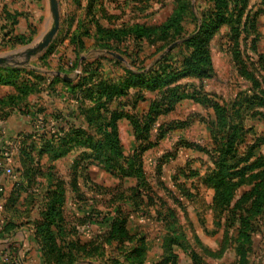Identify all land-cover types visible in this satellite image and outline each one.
<instances>
[{"label":"rangeland","instance_id":"rangeland-1","mask_svg":"<svg viewBox=\"0 0 264 264\" xmlns=\"http://www.w3.org/2000/svg\"><path fill=\"white\" fill-rule=\"evenodd\" d=\"M20 1L0 0V11L14 14L21 10L25 14L23 17L26 19L18 16L16 31L18 28L23 30L29 38L22 44L17 42L0 47V54L17 51L0 64V72L10 71L5 68H33L44 73L47 70H62L68 76H77L84 72L82 64L86 57H103L102 71L113 69L124 75L126 65L138 71L152 67L157 69L159 65L155 62L160 58H169L171 63L180 66L191 51L183 37L205 39L212 29L208 31V26L202 29V24L211 20L222 23L209 41L211 74L202 78L189 75L179 82L182 85L191 84L187 91L196 90L200 93L199 99L206 95L208 104L190 98L181 100L173 111L159 117L149 138L139 142L131 122L126 118L119 120L123 153L128 156L138 148H144L142 163L147 180L141 187V197L128 199L131 196L128 189L136 186L138 179L126 176L127 164L123 165L125 171H122V165L113 160L114 154L107 146L99 148V151L82 146L75 148L77 157L83 156L84 152L88 156H83L84 161L76 168L68 160L60 163L57 170L61 175L76 169L78 174L84 171L80 182L76 178L86 192H82L84 195L80 192L83 195L82 199H78L81 208L97 204L96 208L110 217L112 205H120L127 214L130 234L146 237L143 244L145 252L133 260L127 255L136 245L135 239L106 242L109 219L103 218L102 223L99 219L96 225L79 224L74 219V212L69 211L66 228L71 230V234L67 239L73 242L74 252L84 256L85 250L93 246L86 245L97 240L93 249L104 254L99 259L82 257L74 264H174V258L169 253L165 257L163 254L171 246L172 252L177 254L175 264H264V213L253 221L255 233L248 238L240 237V217L252 202V199L241 202V198L256 182L264 179V165L259 163L264 160V0H183L182 20L169 31L168 40L160 33L152 39L132 36L123 42L112 41L109 47L105 46L107 48L99 41L109 37V33L102 29L134 24L161 25L179 8V0H59L61 25L52 44L32 57L28 64L21 65L16 62L26 60L27 48L41 39L52 21L48 0H32L31 6L30 0L23 1V5ZM17 5L21 9H15ZM175 30H179L182 37L170 39ZM80 42L84 43L81 49ZM77 62L79 66L69 71ZM244 64L250 72L247 71L246 75ZM251 74L260 83L251 79ZM104 75L107 76V73ZM162 96L163 90L145 88L144 93L135 92L129 101H121L120 104H126L125 107L114 105L128 110L133 107L141 112ZM210 101H218L231 110L232 124L243 127L239 158L247 155L251 146L255 149V155L239 165V168L246 166L247 173L229 204L218 200L216 149L218 143L226 141L221 139L223 133L216 127L217 115L210 107ZM41 118L43 122L45 117ZM173 121L179 125L169 129L168 125ZM35 158L46 170L41 157L37 155ZM112 164L117 167H109ZM40 181L43 184L39 186V192H43L47 183L42 178ZM92 183L101 189L97 190L99 193L90 190ZM73 200L72 197L70 203ZM99 237L102 240L100 246ZM33 238L21 252L22 255L19 253L16 257L9 254V243L0 236V257L9 264H44ZM168 238L176 239L172 244ZM10 243L18 246L17 241ZM148 252H151L149 259ZM5 256L8 259H4Z\"/></svg>","mask_w":264,"mask_h":264},{"label":"trees","instance_id":"trees-1","mask_svg":"<svg viewBox=\"0 0 264 264\" xmlns=\"http://www.w3.org/2000/svg\"><path fill=\"white\" fill-rule=\"evenodd\" d=\"M179 2V8L171 14L166 21L158 26L134 24L132 26H116L113 29L100 28L109 33L108 38H100V43H103V47L107 48L105 46L109 47L112 41L123 42L132 36L136 39H152V37L159 33L168 40L169 31L182 20V10L185 6L182 4L183 0H179ZM241 14L243 15V13ZM20 15V12H14V14H12L7 11H0V47L6 46L7 44L14 45L17 42L22 44L25 40L29 39L26 33L16 31L18 16ZM8 24L12 25L8 26ZM221 25L222 23L217 22V20H211L208 24H202V29L205 26H208V31L212 29V33L207 34L205 39L200 40L196 39L194 36H189L188 38L184 36V43L189 45L191 51L185 56L180 66L171 63L169 58H160L155 62L159 65L157 69L152 67L147 70L138 71L134 67L126 65L124 68L126 73L124 75L113 69L108 72L106 70L102 71L100 67L103 65L101 60L103 57H96L93 59L89 57L84 58L82 64V70L84 72L78 74L74 80L68 81V92L72 93L74 98L80 100L78 111H70L68 114L62 111L55 112L53 118H45L43 122H41L39 118H34L37 130L40 131V133L38 132L40 134L39 137L44 147L41 151L37 152L38 154H36V156L38 155L41 157L44 151H49L53 158H57L81 146L91 149L94 148L96 151L99 148L107 146L114 154L113 160L117 161L119 165H122V171H125L123 165L127 164L126 176H134L138 179L137 185L128 189L131 192V196L128 199H137V197H141V187L146 184L147 180L142 163L144 148H138L133 154H129L128 156L123 153L118 129L119 120L121 118H126L131 122L134 136L139 142L147 140L153 125L156 124L159 117L173 111L177 103L181 100L190 98L208 104L209 99L206 95L203 96V99H199L200 93L196 90L193 92L187 91V88L191 87V84L182 85L179 82L182 78L189 75L202 78L204 75L211 74L212 60L209 41ZM180 31L175 30L172 35L170 34L169 38L174 40L176 37H182ZM83 46L84 43L80 42V49L83 48ZM135 63L136 62H134V64ZM78 64L79 62L75 63L73 68H69V71L76 69V67L79 66ZM5 69H9L10 71L0 72V83H13L17 88V93L9 95L7 99H0V106H17L22 109L24 106H21V103L29 93L42 90V84L46 80L45 73L38 69ZM247 71V66L244 64L245 75L249 72ZM106 73L107 76L104 75ZM251 76V79L260 83L256 76L253 74H251ZM31 77L34 78V81ZM58 80L59 77L55 76L52 83ZM145 88L154 91L163 90V96L160 99H155L150 103L148 109H144L141 112L138 110L135 111L132 106V110L120 108V106L125 107L124 105H126H121V101H129L130 96L135 92L142 91V93H144ZM132 99L133 97H131L130 100ZM114 104L120 106H115ZM134 104L133 106L135 107L136 105ZM210 107L214 109L217 115L218 122L216 127L220 133H223L221 139L226 141L218 143L216 140V144L218 143L216 149L218 156L217 158L215 157L217 167L215 178L218 189V200L222 204H229L234 199L238 187L244 182V177L247 173V167L243 166L239 168V165L242 162L249 161L255 155V149L254 146H251L248 154L239 158V144L243 141V134L240 133L243 131V127L238 124H232V111L224 107L218 101H210ZM22 110L24 113L33 115L31 107L28 105ZM74 115H81V117L84 118L83 121H80V123L74 122L71 118ZM177 125H179V123L175 124L173 121L169 123L168 127L171 129L175 128ZM83 154L85 158L88 157L86 152ZM36 156L32 148H23L21 151L22 169L20 167L16 168L13 175L20 173V178L23 182H19V187L22 189L24 185L29 188L39 189L42 182L39 181L38 178L43 177L46 179L47 184L43 192L34 190L27 199L29 208L32 205V207L35 208L34 205L37 204L36 213L38 218L33 221V240L42 253L44 264H74L82 257H96L98 259L103 257V253H96V250L93 249L95 247L94 243H96L97 240L91 241V245H89L90 243L86 245L93 246L85 250L86 253L84 256H81L82 254H78V252L75 253L72 249L74 244L67 239L69 234H71V230L69 231L66 228V222L68 221L63 210L65 204L64 181L56 177L54 174V166H50L46 170H43L39 162L36 161ZM83 156L77 157L74 160V168L84 161L85 158H83ZM111 159L112 158L108 159V161ZM259 163L260 165H264V160ZM109 167L115 168L117 165L112 164ZM82 173L78 174L77 169L72 172L71 185L74 189H77V191L80 190L81 187L78 185L76 178L79 179ZM90 190L97 193L101 189H97L95 184L92 183ZM81 193L77 195L79 200L80 198L82 199L84 195ZM248 199H252V202L249 207L245 208L246 213L242 214L240 217V237L242 238H248L255 233L253 221L257 220V218L264 213V179L260 182H256L252 189L241 198V202L247 201ZM115 205L116 204L112 205L113 210L109 209L113 211V213L110 212L112 213L110 216L111 218L108 217V214L104 215V211L91 207V212L84 214L82 218L78 219V222L79 224H87L89 220L95 219L99 221L100 219L102 223L104 221L103 218L109 219V221H107L108 232L107 239H105L106 242H123L125 240L131 241L135 239L136 245L129 250L127 255L128 257H133L132 259L135 260L139 255H143L145 252V246L143 244L146 241V237L144 235L138 237V235L130 234L127 228V214L122 210V206ZM31 210L29 209V212ZM15 227L14 224L5 226L4 233H7L9 229H14ZM99 238L100 241L98 246H100V242H102L101 237ZM175 239L176 238H168V241H171L173 244ZM8 243L7 250L9 254H14L17 257L18 246L10 242ZM62 243H66V245H63L65 247L62 246ZM165 245H163L164 248H166ZM168 253L169 256L174 258L175 264L177 254L172 252V246L169 247L167 251L163 252L164 257L168 255ZM0 264H9V262L4 261L3 258L0 257Z\"/></svg>","mask_w":264,"mask_h":264},{"label":"crops","instance_id":"crops-1","mask_svg":"<svg viewBox=\"0 0 264 264\" xmlns=\"http://www.w3.org/2000/svg\"><path fill=\"white\" fill-rule=\"evenodd\" d=\"M21 0L20 5H23ZM29 1V0H28ZM32 0H30V6ZM43 3V2H42ZM17 5L15 9H21V6ZM21 15L19 16L22 19L23 14L20 10ZM21 20L19 24L21 25ZM19 25V26H20ZM19 29V28H18ZM17 32L25 33L23 30H18ZM85 57V56H84ZM64 66V65H62ZM33 69V68H28ZM55 76L59 77L57 82L52 83ZM48 77V79L46 78ZM32 78V77H31ZM76 76H68L62 70H47L45 73V80L40 91H33L29 93L28 96L24 98V101L21 103V106H30L33 115L30 113H24L22 109L15 107L0 106V165L4 164L9 165L14 168H21V151L23 148L30 147L36 152L41 151L43 147V142L39 137L40 131L37 130V127L34 122V118L42 119L45 117L47 119L53 118L55 112L62 111L64 113H69L70 111H78L80 106V100L74 98L72 93L68 92V81L74 80ZM34 81V78H32ZM17 88L13 83H0V99H7L9 95L16 94ZM48 106V108H47ZM74 122L80 123L83 121L81 115H74L71 117ZM127 120V119H126ZM39 132V133H38ZM75 150L70 151L68 154L53 158L49 151H44L41 155L43 164L46 168L54 166V174L57 178L63 180L64 189H65V204L63 207L64 214L66 219H69L68 212H74V218L77 223L78 219L82 218L84 214L91 212V207L94 206H82L78 200V193L86 192L81 189L77 191L71 185L72 182V172L68 171L66 175H61L57 170L60 163L68 160L70 165L77 158ZM42 164V163H41ZM71 167V166H70ZM39 181L41 178H38ZM46 181L45 178L42 177ZM81 178L78 179V181ZM19 182H23L20 178V173L15 175H7V173L0 168V186L4 188V192L0 197V236L3 239H6L8 242H18L19 253L23 252L27 243L33 237V221L38 218L37 215V204L34 205L35 208L28 204V196L34 191H40V189L29 188L24 185L23 189L19 187ZM80 182V181H79ZM43 184V182H42ZM40 188V187H39ZM74 200L73 203H70L72 197ZM32 208V210H31ZM29 209L31 210L29 212ZM73 221L74 219L71 218ZM97 220H89V225H96ZM10 224H14L16 227L9 229L7 233H4V227ZM100 224V223H99ZM33 243V242H32ZM160 248V247H159ZM150 253L148 252V259L150 258ZM22 255V254H21ZM19 256L20 260L22 256ZM23 262V261H22Z\"/></svg>","mask_w":264,"mask_h":264},{"label":"water","instance_id":"water-1","mask_svg":"<svg viewBox=\"0 0 264 264\" xmlns=\"http://www.w3.org/2000/svg\"><path fill=\"white\" fill-rule=\"evenodd\" d=\"M50 11H51V26L50 28L41 36V39L33 46L27 48L26 51V60L23 62H16L17 64H28L32 57L37 55L38 53L44 51L47 47H49L54 38L56 37L60 25H61V12H60V4L59 0H48ZM17 51L2 53L0 54V64H3L6 58H11V55L16 54Z\"/></svg>","mask_w":264,"mask_h":264},{"label":"built area","instance_id":"built-area-1","mask_svg":"<svg viewBox=\"0 0 264 264\" xmlns=\"http://www.w3.org/2000/svg\"><path fill=\"white\" fill-rule=\"evenodd\" d=\"M0 166H1V168H3V170L7 173V175H10V176L13 175V172H14V168H13V167H11V166H9V165H6V166H5L4 164H2V165H0ZM3 192H4V188L0 186V197H1V195L3 194ZM0 256H1V253H0ZM2 257H3V256H2ZM4 259H8V256H5Z\"/></svg>","mask_w":264,"mask_h":264}]
</instances>
